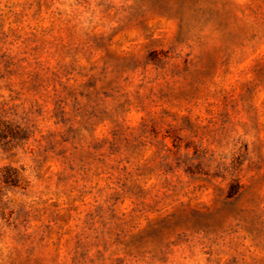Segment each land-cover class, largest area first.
<instances>
[{
  "label": "rangeland",
  "instance_id": "obj_1",
  "mask_svg": "<svg viewBox=\"0 0 264 264\" xmlns=\"http://www.w3.org/2000/svg\"><path fill=\"white\" fill-rule=\"evenodd\" d=\"M0 264H264V0H0Z\"/></svg>",
  "mask_w": 264,
  "mask_h": 264
}]
</instances>
